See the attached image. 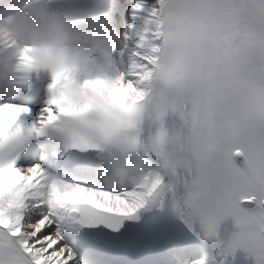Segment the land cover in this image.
I'll return each instance as SVG.
<instances>
[{
	"label": "snow or ice",
	"instance_id": "snow-or-ice-1",
	"mask_svg": "<svg viewBox=\"0 0 264 264\" xmlns=\"http://www.w3.org/2000/svg\"><path fill=\"white\" fill-rule=\"evenodd\" d=\"M130 12L133 21L143 19V28L128 26L138 37L129 71L86 81L87 104L64 101L68 77L58 73L52 74V96L38 125L25 129L17 123L30 111L27 106L0 102V264H74L75 253L64 242L67 228H116L121 218L162 194L163 180L146 176L143 184L122 191L65 179L63 191L38 197L36 190L47 187L45 169L21 162L28 140L57 124L68 147L96 149L87 140L93 112L118 109L129 133L146 97L160 122L150 145L157 156L168 146L166 114H177L191 132L199 163L189 170L193 179L184 204L199 217L205 235L215 237L220 221L231 217L236 231L225 251L240 249L264 264V0H156L146 16L142 0H136ZM212 30L222 36L210 41ZM237 36L240 44L233 48L230 41ZM128 139L139 146L135 136ZM213 144L226 150L213 155ZM237 156L244 167L235 163ZM242 203L256 208L249 211Z\"/></svg>",
	"mask_w": 264,
	"mask_h": 264
},
{
	"label": "clouds",
	"instance_id": "clouds-1",
	"mask_svg": "<svg viewBox=\"0 0 264 264\" xmlns=\"http://www.w3.org/2000/svg\"><path fill=\"white\" fill-rule=\"evenodd\" d=\"M110 27L107 15H93L63 0H7L0 4V95L29 90L30 75L47 70L68 77L62 90L67 104L84 106L88 102L85 82L105 80L112 70ZM221 36L220 31L212 30L209 39ZM230 43L239 47L240 37ZM25 54L29 60L22 62ZM151 105V97H146L142 109ZM98 114L99 119L87 131V140L98 150L97 174L108 188H134L143 184L146 176L164 180L197 167L199 157L188 128L168 137V149L158 156L159 162L149 163L150 149L129 142L125 114L115 108ZM225 150L221 144L210 147L213 155ZM64 180L62 172L45 170L47 187L35 194L46 197L52 189L63 191Z\"/></svg>",
	"mask_w": 264,
	"mask_h": 264
},
{
	"label": "bare ground",
	"instance_id": "bare-ground-1",
	"mask_svg": "<svg viewBox=\"0 0 264 264\" xmlns=\"http://www.w3.org/2000/svg\"><path fill=\"white\" fill-rule=\"evenodd\" d=\"M136 0H132V3L129 5L128 10L131 16V6L134 4ZM143 5H144V16L147 15L148 11L151 10L153 6L156 4V0H142ZM136 24V31H139L143 28V19L138 18L137 20L133 21ZM125 33L128 34V39H125ZM123 41L125 42L126 45V51L123 55L118 56L117 60L121 63V69L123 73H127L129 71V66L132 62V53L136 50V45L138 42V37L136 35V32L131 31L129 27L125 28L123 30L122 34ZM120 57V58H119ZM146 204V203H145ZM144 207V206H143ZM141 209V208H140ZM139 210V209H138Z\"/></svg>",
	"mask_w": 264,
	"mask_h": 264
}]
</instances>
